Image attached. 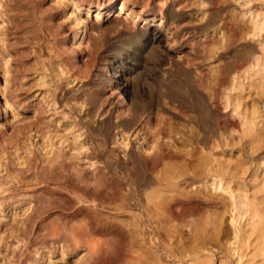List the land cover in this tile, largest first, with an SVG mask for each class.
I'll use <instances>...</instances> for the list:
<instances>
[{
  "label": "rangeland",
  "instance_id": "1",
  "mask_svg": "<svg viewBox=\"0 0 264 264\" xmlns=\"http://www.w3.org/2000/svg\"><path fill=\"white\" fill-rule=\"evenodd\" d=\"M13 1L0 264H264V0Z\"/></svg>",
  "mask_w": 264,
  "mask_h": 264
},
{
  "label": "bare ground",
  "instance_id": "2",
  "mask_svg": "<svg viewBox=\"0 0 264 264\" xmlns=\"http://www.w3.org/2000/svg\"><path fill=\"white\" fill-rule=\"evenodd\" d=\"M10 1V4L12 3V1L13 0H9ZM14 2V1H13ZM11 5H13V4H11ZM10 5V7L12 8V6ZM3 13V12H2ZM15 97V96H14ZM59 155H60V153H58ZM152 154V153H151ZM62 156H63V154H62ZM65 156V155H64ZM53 157V156H52ZM61 157V156H60ZM69 158V157H68ZM65 159V158H64ZM155 159V158H154ZM66 160V159H65ZM69 160V159H68ZM54 160H52V162H53ZM55 162V161H54ZM61 162H62V160H61ZM67 162V161H66ZM50 164H52L51 162H50ZM62 165L63 167L65 166L64 164L65 163H59V165ZM55 165H56V163H55ZM71 165V164H70ZM50 166V165H49ZM53 167H51V169L47 172V173H45L46 174V176H45V179L43 178L42 179V182H44V185H45V183L47 182V183H57L58 181L57 180H59V179H57V177L55 176V171H53V170H55V169H52V168H55L54 167V165H52ZM57 169V168H56ZM66 170V169H65ZM65 170H63V171H65ZM74 170V169H73ZM64 173V172H63ZM71 173L70 172H68V169H67V172H65L64 173V177H65V180H67V179H69V178H72L71 176ZM161 178V177H160ZM60 179H62V178H60ZM70 180V179H69ZM69 180H67V181H69ZM20 181V180H19ZM63 181V180H62ZM62 181H60V182H62ZM71 181V180H70ZM166 181V180H165ZM196 181V180H195ZM18 182V181H17ZM31 182V181H30ZM58 184V183H57ZM60 184V183H59ZM63 185H64V183H62ZM25 185V184H24ZM54 185V184H53ZM71 185V184H70ZM41 186V185H40ZM43 186V185H42ZM58 187V186H57ZM63 187V186H62ZM66 187V186H65ZM70 187V186H69ZM43 188V187H42ZM58 188H60V187H58ZM73 188V187H72ZM53 189L54 188H51V190L53 191ZM65 189V188H64ZM71 189V188H70ZM69 189V190H70ZM44 190H47V189H45V187H44ZM49 190V192L50 193H52L53 194V192L50 190V189H48ZM55 190H56V188H55ZM77 190V189H76ZM71 191H72V189H71ZM75 190H73V192H74ZM56 192H57V190H56ZM68 194V193H67ZM70 194V193H69ZM73 195H75V194H73ZM80 195V194H79ZM25 196H26V194H25ZM36 196V195H35ZM38 196V195H37ZM70 196H72V195H70ZM20 197V196H19ZM24 197V196H23ZM28 197H31V196H28ZM39 197V196H38ZM38 197H36V198H38ZM69 197V196H68ZM76 198V197H75ZM81 199V198H80ZM53 200V199H52ZM52 200L50 199V201L52 202ZM77 200V199H76ZM40 201V200H39ZM38 201V202H39ZM46 202L44 203V202H39V203H37V205L35 204V207L34 208H37V206H39V207H41V206H43V205H45L47 202H49V200H45ZM80 201V200H79ZM82 201V200H81ZM80 201V202H81ZM51 202H49V203H51ZM77 202V201H76ZM34 203V202H33ZM48 203V204H49ZM53 203V202H52ZM172 203V202H171ZM39 204V205H38ZM47 204V205H48ZM50 205V204H49ZM56 204L54 203V206H55ZM83 205V204H82ZM171 205V204H170ZM80 205H78V207H79ZM184 206V205H183ZM182 206V207H183ZM184 208V207H183ZM38 209V208H37ZM41 209V208H40ZM39 209V210H40ZM160 209H161V207H160ZM162 210V209H161ZM38 211V210H37ZM46 211V210H45ZM164 211V210H163ZM33 214H34V211H33ZM45 214V213H44ZM46 229V227L44 228V230ZM49 230V229H48ZM50 231H51V233L53 234V236L55 235V236H57V237H61L60 235V229H58L56 226H52L51 228H50ZM69 232V231H68ZM43 234H46V233H43ZM50 234V233H49ZM73 234V233H72ZM48 235V234H47ZM64 237V236H63ZM69 237V236H68ZM67 237V238H68ZM70 241V240H69ZM80 241V240H79ZM67 242V241H66ZM69 243V242H68ZM72 243V242H71ZM74 244V243H73ZM72 244V245H73ZM71 245H69V247H70ZM89 246H90V244H89ZM89 248V247H88ZM95 249V248H94Z\"/></svg>",
  "mask_w": 264,
  "mask_h": 264
}]
</instances>
